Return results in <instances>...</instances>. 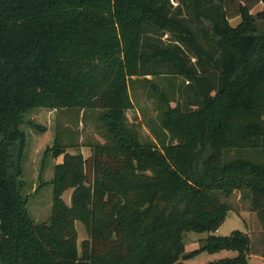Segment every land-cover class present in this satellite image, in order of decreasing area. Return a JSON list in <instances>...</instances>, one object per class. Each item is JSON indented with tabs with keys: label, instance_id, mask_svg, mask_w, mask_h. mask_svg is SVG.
Listing matches in <instances>:
<instances>
[{
	"label": "trees",
	"instance_id": "trees-1",
	"mask_svg": "<svg viewBox=\"0 0 264 264\" xmlns=\"http://www.w3.org/2000/svg\"><path fill=\"white\" fill-rule=\"evenodd\" d=\"M163 74L187 88L155 86L160 124L144 141L130 84ZM70 107H101L106 140L86 158L56 135L52 212L37 222L26 113ZM236 191L264 232V0H0V264H188L222 250L237 255L206 264H251L249 233L213 234ZM191 231L210 234L187 252Z\"/></svg>",
	"mask_w": 264,
	"mask_h": 264
},
{
	"label": "rangeland",
	"instance_id": "rangeland-1",
	"mask_svg": "<svg viewBox=\"0 0 264 264\" xmlns=\"http://www.w3.org/2000/svg\"><path fill=\"white\" fill-rule=\"evenodd\" d=\"M175 4L176 1H175ZM258 5L253 12L262 9ZM240 21L239 17L231 19V23L236 25ZM208 29L213 26L206 22ZM172 34L166 33L162 37L165 45H173ZM154 43H161L159 36L153 37ZM153 65V64H152ZM155 65V64H154ZM156 66V65H155ZM160 68V67H158ZM134 77L130 84V93L134 102V107L129 109L127 116L130 124L139 133L144 141L156 139L154 128L158 129L160 124L161 98L158 90L165 91L169 95L176 90L187 88V82L183 78H167L166 75H148ZM155 86L158 90H155ZM104 110L101 107L92 109L63 108L48 109L35 108L26 113V122L23 125L28 135V145L23 160L24 178L28 188L25 194H29L28 208L37 222L48 221L52 212L53 186L49 181L54 175V165L63 160V156L55 157L53 154L45 153L47 147L52 146L56 135H59L62 143L67 144L70 153L82 152L87 158L92 155V144L105 142V126L101 115ZM28 121H34L40 128L33 127ZM252 150L246 151L243 155L251 159L249 155ZM263 161V160H259ZM45 182V183H44ZM48 182V183H47ZM44 183V184H43ZM73 189L67 190L63 198L70 204ZM232 209L220 228L214 232L216 235H229L234 230L249 232L251 237L252 253L257 252L264 239V232L259 222L256 212L251 209V198H242L241 192L236 191L228 198ZM79 231V242L87 238L86 227L80 221L77 222ZM208 232H187L184 236L186 251L190 252L200 246L201 240L208 237ZM237 252L232 250H222L216 253L203 251L196 256L186 260L188 264H206L209 261L218 260L225 257H233ZM251 264H264V258L258 255H250Z\"/></svg>",
	"mask_w": 264,
	"mask_h": 264
},
{
	"label": "crops",
	"instance_id": "crops-1",
	"mask_svg": "<svg viewBox=\"0 0 264 264\" xmlns=\"http://www.w3.org/2000/svg\"><path fill=\"white\" fill-rule=\"evenodd\" d=\"M262 232H263V229H262ZM249 233V232H248ZM250 235V234H249ZM258 255V256H260V257H262V258H264L263 256H262V254H261V248L257 251V252H253V253H251V255Z\"/></svg>",
	"mask_w": 264,
	"mask_h": 264
}]
</instances>
